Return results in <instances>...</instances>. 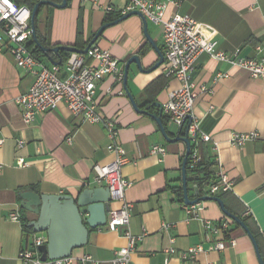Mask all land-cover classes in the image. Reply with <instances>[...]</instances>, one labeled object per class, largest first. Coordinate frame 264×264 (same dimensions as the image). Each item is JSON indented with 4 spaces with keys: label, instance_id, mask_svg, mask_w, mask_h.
Masks as SVG:
<instances>
[{
    "label": "crops",
    "instance_id": "1",
    "mask_svg": "<svg viewBox=\"0 0 264 264\" xmlns=\"http://www.w3.org/2000/svg\"><path fill=\"white\" fill-rule=\"evenodd\" d=\"M126 0H68L64 8L51 11L48 43L72 45L77 32L83 41L90 40L107 13L110 5L119 12ZM188 14L197 21L216 29L218 48L231 52L240 49L243 57L254 56V46L264 39V0H175L168 4L166 17L173 13ZM46 9L39 13L38 29L45 37ZM141 18L131 15L106 27L95 44L108 50L123 67L132 54H140L147 45L143 67L152 65L158 55L146 40ZM147 33L159 49H163L161 25L147 21ZM12 57L0 51V264H24L18 253L30 246L32 236L26 235L23 226L8 220L7 214L20 205L19 193L32 189L38 193L70 194L89 186H103L93 182L92 166L111 161L107 151L111 139L102 123H89L74 116L64 104L39 115L26 124L16 103L18 95L32 84L31 74L18 68ZM57 60V57H53ZM90 59L85 58L86 64ZM46 64H50L44 61ZM161 65L149 73H139L130 65L127 87L138 107L147 100L146 84L162 75ZM217 73L227 76L213 80ZM197 89L192 115L200 121V130L218 144L217 151L211 142H202L201 155L215 160L218 156L221 170L232 183L230 190L236 198V209L248 217V229L256 237L257 250L244 230L229 224L231 232L224 238L222 231L210 238L204 224L223 221L224 214L214 201L198 202L200 210L187 213L179 202L173 187L181 185V163L185 144L181 140L167 142L150 115L137 112L131 105L122 81L113 76L105 77L96 87L95 100L104 118H112L117 126L115 141L125 150L127 161L121 175L130 182L125 197L131 203L129 230L140 236L132 252V264H260L264 261V140L245 142L241 147L228 144L232 133L258 131L264 136V79H253L247 71L211 59L206 54L197 56L191 72ZM177 86L175 79L167 78L155 93L153 101L163 104L169 91ZM205 87V90H200ZM156 114L158 109L149 107ZM164 114V113H162ZM167 123L170 137L183 135L184 128ZM66 137L71 141L67 142ZM18 140H23L21 148ZM161 145L165 154L159 159L149 154L150 146ZM22 158L25 166H17ZM189 199L196 197L188 188ZM117 206L111 203V208ZM29 222L35 216L24 213ZM250 227V228H249ZM252 230V231H251ZM145 232V234H144ZM233 240L223 250H208L214 241ZM74 248L71 257L89 254L101 264H111L113 251L126 243L121 230L110 231L105 227L90 231L87 242ZM201 244L203 249L191 259H182L180 252ZM173 248L175 253H165ZM85 264H92L86 262Z\"/></svg>",
    "mask_w": 264,
    "mask_h": 264
},
{
    "label": "built area",
    "instance_id": "2",
    "mask_svg": "<svg viewBox=\"0 0 264 264\" xmlns=\"http://www.w3.org/2000/svg\"><path fill=\"white\" fill-rule=\"evenodd\" d=\"M171 2L175 0H126L120 13L123 15L129 11L138 10L147 21L161 25L164 57L161 72L164 77L175 79L177 82V86L169 91L166 101L162 104V113L166 116L167 123L179 128H184L187 124L186 116H191L186 131L190 140L187 157L190 161V168H194L202 159L197 147L199 141L211 142L212 148L216 151L218 149L217 142L211 141L210 136L200 130V121L192 115L197 89L191 80V72L197 56L204 53L211 59L244 69L253 79H264V39L254 46L256 53L254 56H241L239 48L225 52L218 48L217 32L212 26L201 23L182 12L166 17V9ZM113 10L110 5L105 7L106 12ZM30 13L31 9L26 5H17L13 0H0V51L7 52L18 68L33 77L31 86L15 98L20 109V116L26 124H29L34 122L39 115L56 109L59 104H64L72 115L89 123H102L106 135L111 139L106 149L113 155V158L105 164H94L92 178L94 183L108 187L111 202L117 204L109 210L104 227L115 232L121 230L122 236L126 239L125 245L113 251L110 263L132 264L130 254L135 251L137 240L141 237L132 235L128 228L131 203L126 200L125 193L130 182L121 175V167L127 161L125 150L115 141L117 126L114 120L102 116L97 109L94 96L97 84L105 77L113 76L117 81H122L123 68L119 65L117 58L113 57L108 50L99 48L95 43L84 54L70 53L65 62L60 65L46 64L37 59L26 45L31 37ZM85 58L90 59V63L86 64ZM225 76H227L225 73H217L213 80ZM200 90L204 91L205 87H200ZM259 138L264 140V136L254 130L232 133L228 144L238 148L242 147L245 142ZM66 141L70 142V137H66ZM192 144L194 146L191 148ZM22 145L23 140H18L17 147L21 148ZM150 147L149 154L159 159L165 154V148L161 145ZM214 163L218 183L210 186V194L218 190H229L232 185L228 177L220 171L218 156L215 157ZM25 165L22 158L17 159V166ZM15 206L8 212L7 218L21 224L22 227L21 209L19 205ZM184 208L187 213L194 214L195 211L200 210L198 203L184 204ZM227 225L228 221L224 219L216 225L207 220L204 227L207 235L212 238ZM24 231L26 235L32 236L31 245L21 249L18 253V259L24 264H85L86 262L101 264V261L93 259L89 254L79 259L68 256L42 260L38 247L46 243L45 232H32L31 229ZM261 236L264 238V230L261 231ZM233 243L231 239L227 242L218 240L209 245L207 249L223 250ZM202 250H204L202 245L196 244L180 252L179 256L185 260H192ZM165 253H175V250L165 249ZM159 264H166V262Z\"/></svg>",
    "mask_w": 264,
    "mask_h": 264
},
{
    "label": "water",
    "instance_id": "3",
    "mask_svg": "<svg viewBox=\"0 0 264 264\" xmlns=\"http://www.w3.org/2000/svg\"><path fill=\"white\" fill-rule=\"evenodd\" d=\"M45 4L52 6L54 8H64L67 4V0H61V3H55L50 0H38L31 9L30 13V28H31V38L38 46L40 51L44 54L45 58L49 61L51 65H60L61 58L59 56L60 51H66L69 53L84 54L88 48L95 43L98 37L101 35L102 31L111 25H114L123 19L131 16L137 15L141 18L143 33L146 40L151 44L153 49L158 55L157 61L148 67H143V57L144 54H132L130 55L123 64V76L122 84L125 93L133 106V108L143 114L150 115L156 122L162 137L167 142H175L181 140L185 144V153L181 163V188H182V198L183 203L186 205L196 204L203 201H214L217 203L220 211L230 218L234 223L240 226L244 232L250 238L255 250H257V242L244 223L238 216L228 212L223 204V201L218 196L215 195H202L195 197L194 199H189L188 188L186 182V161L190 149V140L187 136V124L190 121L191 116L187 115V124L184 127L183 135H176L175 137L169 136V131L167 125L162 123V104L157 101H153L146 105L144 108L138 107L132 94L127 87L128 73L130 72V65L134 64L135 69L139 73H149L156 70L164 61L162 50L159 49L155 43L151 40L147 33V20L138 10H132L128 13L121 15L119 18L102 24L97 31L91 36L89 43L83 48L78 49L73 45H54L52 47H46L39 43L36 36V29L34 23V17L36 16L37 9L40 5ZM53 54L57 57L54 60L51 56ZM154 106L158 109L156 114H152L148 111L149 107ZM182 127L179 128V132ZM87 186L82 190H79L75 196L68 194H47L38 193L32 189H25L19 193L20 197V207L26 212L33 214L35 217L29 220L27 226L32 232H45L46 243L38 247L41 253V259H55L61 257L71 256L72 250L74 248H79L84 246L87 242L88 235L90 231L100 229L104 227L107 222V214L111 209V196L108 187L106 186ZM197 194V191H195ZM260 264H264V261L260 256H258Z\"/></svg>",
    "mask_w": 264,
    "mask_h": 264
},
{
    "label": "trees",
    "instance_id": "4",
    "mask_svg": "<svg viewBox=\"0 0 264 264\" xmlns=\"http://www.w3.org/2000/svg\"><path fill=\"white\" fill-rule=\"evenodd\" d=\"M17 5H26L28 6L30 9H32V7L34 6V4L38 1V0H13ZM53 1L55 3H61V0H50ZM68 2V0H67ZM54 7L49 6L48 4H42L38 7L37 12H36V16L34 17V23H35V31H36V36L37 39L39 41V43L43 46L46 47H52L53 45L48 43V36H49V30H50V23H51V11ZM46 9V18L44 20V28H45V37H42L39 29H38V22H39V13L43 10ZM115 11V10H113ZM107 12L103 18L102 24H105L107 22H111L117 18H119L122 14L119 12ZM87 43H89L88 41H83L82 40V36L80 34V32H77L76 37H75V42L72 44L74 47L78 48V49H83ZM27 47L32 51V53L35 55V57L41 61H47L49 62L44 54L40 51V49L38 48L37 45H35V42L33 41V39L30 37V39L27 42ZM147 45H144L140 48L139 52L140 54H143L146 51ZM163 52V49H162ZM69 52L66 51H60L59 52V56L61 58V63H64L65 60L67 59V56H69ZM52 57H55L53 54H51ZM162 65V64H161ZM166 77L162 75L156 77L154 80H152L151 82H149L148 84L145 85L144 87V93L147 95V100L144 103L143 107L144 108L146 105H148L149 103L153 102V97L155 95L156 92H158V90L165 84L166 81ZM162 123L166 126L167 125V119L166 116H162ZM199 150L200 147H202V142L199 141ZM194 145H191V148ZM201 153V151H200ZM201 155V154H200ZM201 162H199L194 168H190L189 166V159L187 157V161H186V182L187 185H190V187L194 188L195 191H197L196 197L202 196V195H206V194H210L209 192V188L211 185L213 184H217L218 183V179L216 177L215 174V170H216V166L214 163V160L212 161L211 158H209L208 156L205 155H201ZM172 191L175 193V197L176 199L183 203V198H182V188L181 186L178 187H173ZM210 195H215L218 196L219 198H221V200L223 201L224 207L225 209L238 216L241 220L244 221V223L246 224V226L248 227V223H247V219L248 217L242 215V213L240 211H238L235 207V205L238 203L236 198L233 197V193L232 191L229 190H218L216 193H211ZM18 201H20V197H18ZM20 211L22 213V225L24 230L28 231V229L30 230V228L27 226L28 224V220L25 216H23L24 213H26V211L24 209H22L20 207ZM224 220L228 221L229 224H236L234 223L230 218L224 216ZM220 225V224H219ZM237 225V224H236ZM250 228V227H249ZM231 227H226L225 229H222V234L224 238H228L229 233L231 232ZM252 231V230H251ZM252 233H254L252 231ZM254 237H256L253 234Z\"/></svg>",
    "mask_w": 264,
    "mask_h": 264
},
{
    "label": "rangeland",
    "instance_id": "5",
    "mask_svg": "<svg viewBox=\"0 0 264 264\" xmlns=\"http://www.w3.org/2000/svg\"><path fill=\"white\" fill-rule=\"evenodd\" d=\"M171 127L174 129L175 128V125H172Z\"/></svg>",
    "mask_w": 264,
    "mask_h": 264
}]
</instances>
